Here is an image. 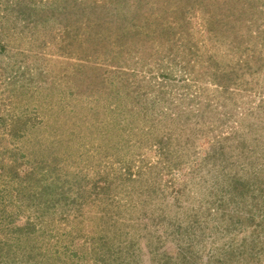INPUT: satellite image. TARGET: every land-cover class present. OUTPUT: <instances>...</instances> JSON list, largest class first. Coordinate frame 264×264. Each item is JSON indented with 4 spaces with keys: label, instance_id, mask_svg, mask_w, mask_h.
Here are the masks:
<instances>
[{
    "label": "rangeland",
    "instance_id": "374dc122",
    "mask_svg": "<svg viewBox=\"0 0 264 264\" xmlns=\"http://www.w3.org/2000/svg\"><path fill=\"white\" fill-rule=\"evenodd\" d=\"M0 264H264V0H0Z\"/></svg>",
    "mask_w": 264,
    "mask_h": 264
}]
</instances>
